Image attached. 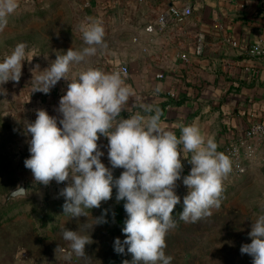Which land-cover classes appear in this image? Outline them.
Returning a JSON list of instances; mask_svg holds the SVG:
<instances>
[{
    "label": "clouds",
    "instance_id": "9594fccd",
    "mask_svg": "<svg viewBox=\"0 0 264 264\" xmlns=\"http://www.w3.org/2000/svg\"><path fill=\"white\" fill-rule=\"evenodd\" d=\"M19 0H0V30L8 18L16 13ZM83 44L79 51L68 49L56 55L43 69H32L33 92L49 94L62 79L69 81L60 97L56 111L59 120L46 110L37 109L36 119L27 123L25 133L30 136L29 157L24 167L32 173L37 184L47 186L51 181L67 184L60 196L64 198L63 214L72 218L86 217L85 210L100 208L101 202L113 198L123 201L126 219L119 238L113 241L116 254L131 255L124 264H170L172 257L165 255V237L176 227L173 210L180 203L175 193L176 182L181 180V157L190 154L189 173L182 178L187 189L183 197L179 220L185 223L208 217L219 208L224 181L233 170L231 159L217 151L214 138L201 132L196 123L180 127V135L166 131L160 120V110L140 105L144 113L117 119L134 90L125 84L118 72L107 73L88 68L79 73L73 66L94 56L104 47V28L99 21L89 20L78 26ZM33 60L32 50L18 43L0 60V86L9 81L18 82L24 62ZM5 90L0 87V95ZM59 124V126H58ZM107 139L106 167L101 162L104 152L97 141ZM123 171L114 178L112 169ZM25 190L17 187L13 195ZM106 210L93 218L97 224L106 223ZM62 239L68 242V251L57 246L55 253H65L82 260L90 259L86 246L91 238L78 231L62 230ZM250 243L240 247V253L251 257L252 264H264V214L251 224Z\"/></svg>",
    "mask_w": 264,
    "mask_h": 264
},
{
    "label": "crops",
    "instance_id": "0c3cea01",
    "mask_svg": "<svg viewBox=\"0 0 264 264\" xmlns=\"http://www.w3.org/2000/svg\"><path fill=\"white\" fill-rule=\"evenodd\" d=\"M26 1L19 0V6H24ZM37 1L29 0V7H36ZM64 1H60L63 6ZM66 2L79 9V25L91 19L99 21L104 28V47L98 48L95 56L99 60L93 68L107 73L119 65L129 68V75L122 79L131 86L135 96L129 98L118 120L137 112L151 114L144 113L140 105L158 108L166 131L179 137L181 126L196 123L203 134L214 138L217 151L222 150L237 131L248 128L255 120L264 121V63L251 59L246 52L249 45L264 47V0ZM85 3L86 7H83ZM185 6L193 10L192 16L181 22L189 36H180L173 28L164 35L144 31L161 13L171 7ZM193 33L204 36L200 52L193 45ZM224 61L235 63V70L228 71ZM247 68L249 72L245 71ZM26 72L22 67L21 77L14 87L19 100L29 102L30 120L36 119L37 109L46 110L59 120L58 97L65 94L69 81L62 79L56 84L58 96L44 94L39 100L36 97L39 92L27 96V90L22 89L26 84L23 80ZM157 74H163L165 78L156 79ZM28 84L31 85L32 80ZM29 90L33 91V87ZM97 143L104 152L101 162L110 168L107 139L101 136ZM187 159L190 154L181 157V180L176 182L174 189L181 201L187 194L182 178L191 169ZM117 171L123 169H112L113 173ZM256 181L257 192L264 199L262 171L251 172L242 179L228 176L221 196L230 198ZM63 183L66 185L67 181ZM258 211L260 215L264 214V204Z\"/></svg>",
    "mask_w": 264,
    "mask_h": 264
},
{
    "label": "rangeland",
    "instance_id": "374dc122",
    "mask_svg": "<svg viewBox=\"0 0 264 264\" xmlns=\"http://www.w3.org/2000/svg\"><path fill=\"white\" fill-rule=\"evenodd\" d=\"M63 0H38L36 7H29V0L19 6L16 13L8 18L7 25L0 30V60L9 54L18 43H25L32 50L33 60L23 63L27 70L22 89L27 96L33 95L29 88L32 69L39 65L42 71L47 68L56 55L68 49L79 51L83 44L77 8L70 7ZM86 7V3L83 5ZM99 60L97 56L73 66L79 73L93 68ZM64 81V80H63ZM14 84L9 81L0 86L5 90L0 95V264H124L131 261V255L116 254L113 241L125 238L121 232L126 214L123 201L113 198L101 202L100 208L85 210L86 217L72 218L63 214L64 198L59 195L64 183L54 180L47 186L37 184L24 160L29 157L30 136L25 133L30 120L29 102H22L16 95ZM20 84V83H19ZM57 87L49 94L59 95ZM38 93V92H36ZM39 92V100L43 97ZM122 171L113 173L119 177ZM19 185H23L26 196L5 201L6 196ZM257 192V181L246 185L230 198L221 196L219 208L212 214L195 223L179 220L183 201L174 208L176 227L165 237L166 256H171L170 264H252L251 257L240 253L243 244L251 242L248 233L252 221L260 216L259 208L264 199ZM104 217L107 222L95 225L93 218ZM78 231L91 238L86 246L90 259L82 260L76 256L68 257L55 250L59 245L68 251V242L62 239V230Z\"/></svg>",
    "mask_w": 264,
    "mask_h": 264
},
{
    "label": "built area",
    "instance_id": "2783aa9c",
    "mask_svg": "<svg viewBox=\"0 0 264 264\" xmlns=\"http://www.w3.org/2000/svg\"><path fill=\"white\" fill-rule=\"evenodd\" d=\"M192 14L193 10L189 6L171 7L161 13L144 31L149 34L164 35L173 28L180 36L187 37L189 35H187L181 22L190 18ZM191 37L193 45L200 52L204 36L200 33H193ZM233 45L235 46V44ZM246 52L251 59L261 60L264 63V47L261 45H249ZM223 64L228 71L233 72L235 70V63L224 61ZM113 71L118 72L121 78L129 75V68L126 65L115 66L110 73ZM245 71L249 72L250 70L247 68ZM164 78L163 74L156 75V79ZM219 152H223L231 159L233 170L229 176L234 179H242L254 171L264 173V121L255 120L248 128L237 131Z\"/></svg>",
    "mask_w": 264,
    "mask_h": 264
},
{
    "label": "water",
    "instance_id": "95a60500",
    "mask_svg": "<svg viewBox=\"0 0 264 264\" xmlns=\"http://www.w3.org/2000/svg\"><path fill=\"white\" fill-rule=\"evenodd\" d=\"M58 99H60V97H58ZM18 187H22V188L25 190V188H24L23 185H19ZM15 190H16V189H15ZM25 196H26V190H25V192H24L22 195H19V194H17V195H13V193L10 192V193L6 196L5 201L8 202V201H10V200H13V199H16V198H20V197H25Z\"/></svg>",
    "mask_w": 264,
    "mask_h": 264
}]
</instances>
